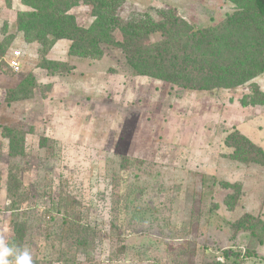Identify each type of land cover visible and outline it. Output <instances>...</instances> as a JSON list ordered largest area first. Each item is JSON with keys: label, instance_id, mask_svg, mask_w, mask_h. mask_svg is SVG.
I'll use <instances>...</instances> for the list:
<instances>
[{"label": "rangeland", "instance_id": "rangeland-1", "mask_svg": "<svg viewBox=\"0 0 264 264\" xmlns=\"http://www.w3.org/2000/svg\"><path fill=\"white\" fill-rule=\"evenodd\" d=\"M235 1L252 0H126L121 17L174 8L200 29ZM24 10L0 0V232L9 242L17 221L34 264H264V229L253 238L230 228L246 213L264 221V167L236 161L225 145L238 130L264 151V106L240 103L254 88L181 90L129 76L116 50L71 58L68 41L48 55L60 67L38 69V44L16 32ZM90 13L73 10L81 25ZM30 74L33 87L21 86ZM254 83L264 93V74ZM22 90L28 98L8 102ZM4 127L27 133L24 156L9 155Z\"/></svg>", "mask_w": 264, "mask_h": 264}, {"label": "trees", "instance_id": "trees-1", "mask_svg": "<svg viewBox=\"0 0 264 264\" xmlns=\"http://www.w3.org/2000/svg\"><path fill=\"white\" fill-rule=\"evenodd\" d=\"M25 7L17 14L16 32L28 44H38L41 58L38 69L49 70L62 64L48 59L62 40L70 42L71 58L102 60L110 50L121 54V65L131 77H146L186 91L214 92L245 86L254 88L253 96L243 97V107L264 106V93L254 81L264 74V0L237 3L233 12L217 25L197 29L178 15L174 8L150 9L121 17L126 0H20ZM91 8V22L81 25L73 10ZM154 36L158 41L150 43ZM14 41L12 37L9 46ZM7 49V48H6ZM74 68L68 69L66 73ZM30 82L27 84V80ZM30 83V84H29ZM30 74L22 83L33 87ZM24 94V95H23ZM28 98L27 91L13 93L8 102ZM12 158L25 154L26 132L22 128L4 127ZM44 141V140H43ZM43 144V143H42ZM225 145L236 161L264 167V151L238 130L226 137ZM130 160L122 158V169ZM240 193V185L221 182ZM116 187L114 199L121 201ZM126 199V195L124 200ZM234 205L228 209L234 210ZM14 244L23 246L24 226L13 222ZM234 234L248 232L258 236L264 221L246 213L230 225ZM264 245V238L259 239Z\"/></svg>", "mask_w": 264, "mask_h": 264}, {"label": "clouds", "instance_id": "clouds-1", "mask_svg": "<svg viewBox=\"0 0 264 264\" xmlns=\"http://www.w3.org/2000/svg\"><path fill=\"white\" fill-rule=\"evenodd\" d=\"M0 264H34L27 248L10 243L7 235L0 232Z\"/></svg>", "mask_w": 264, "mask_h": 264}, {"label": "built area", "instance_id": "built-area-1", "mask_svg": "<svg viewBox=\"0 0 264 264\" xmlns=\"http://www.w3.org/2000/svg\"><path fill=\"white\" fill-rule=\"evenodd\" d=\"M11 67H12V69H13L14 71H16V72H19L20 69H21V67H20V63H19V62H14V61H12V62H11Z\"/></svg>", "mask_w": 264, "mask_h": 264}, {"label": "crops", "instance_id": "crops-1", "mask_svg": "<svg viewBox=\"0 0 264 264\" xmlns=\"http://www.w3.org/2000/svg\"><path fill=\"white\" fill-rule=\"evenodd\" d=\"M62 41H66V40H62ZM59 42H61V41H59ZM59 42H58V43H59ZM68 42H69V41H68ZM58 43H57V44H58ZM57 44H56V45H55V47L52 49L51 53H53V51H54V50H55V48L57 47ZM27 46H28V45H27ZM29 46H32V44H31V45H29ZM69 46H70V42H69ZM69 46H68V47H69Z\"/></svg>", "mask_w": 264, "mask_h": 264}]
</instances>
